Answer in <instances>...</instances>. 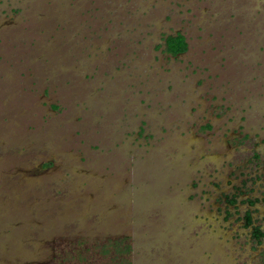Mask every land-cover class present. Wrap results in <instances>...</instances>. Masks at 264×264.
Returning <instances> with one entry per match:
<instances>
[{
    "label": "rangeland",
    "instance_id": "rangeland-1",
    "mask_svg": "<svg viewBox=\"0 0 264 264\" xmlns=\"http://www.w3.org/2000/svg\"><path fill=\"white\" fill-rule=\"evenodd\" d=\"M248 196L264 231V0H0V264H264Z\"/></svg>",
    "mask_w": 264,
    "mask_h": 264
},
{
    "label": "trees",
    "instance_id": "trees-1",
    "mask_svg": "<svg viewBox=\"0 0 264 264\" xmlns=\"http://www.w3.org/2000/svg\"><path fill=\"white\" fill-rule=\"evenodd\" d=\"M164 51L170 55H179L187 50V42L182 34L169 35L164 38ZM248 202L252 203L251 200ZM246 225L251 224V215L246 214ZM256 238L262 236L264 233L259 227L253 230ZM131 250L132 246L129 238L126 236L109 239L106 243L100 246L99 251L107 257L103 264H131ZM88 264H91L88 262Z\"/></svg>",
    "mask_w": 264,
    "mask_h": 264
},
{
    "label": "flooded vegetation",
    "instance_id": "flooded-vegetation-1",
    "mask_svg": "<svg viewBox=\"0 0 264 264\" xmlns=\"http://www.w3.org/2000/svg\"><path fill=\"white\" fill-rule=\"evenodd\" d=\"M251 193H253V192H251ZM244 193L242 192V191H240L239 189H236V192H233V193H231L230 195H225V196H222L221 198V200L223 201V199H225L226 201H224V203H226V205H227V207H226V214L227 215H229V216H231V211H230V209H229V207L230 206H235V210H238V208H239V202H240V196H242ZM244 195H246V194H244ZM249 200H251L252 201V203H250V202H248ZM249 203V208H247L246 210H245V213H244V218H242V219H244L245 221H247L246 220V214H247V212H249L250 213V215H251V224L250 225H247V226H251V234H250V236H251V239L252 240H255L256 242H259V243H263V239H264V234L262 235V236H260V237H258V238H256L255 236H254V233H253V230H254V228L255 227H259L260 229H261V231L264 233V231L262 230V228H261V226H259V225H255V223L253 222V213H252V209H250V207H253V206H255V204L256 203H258L259 202V198H257V197H253V196H248L247 197V199H245V201H243V203ZM239 203V204H238ZM261 253L264 255V249L261 251Z\"/></svg>",
    "mask_w": 264,
    "mask_h": 264
}]
</instances>
